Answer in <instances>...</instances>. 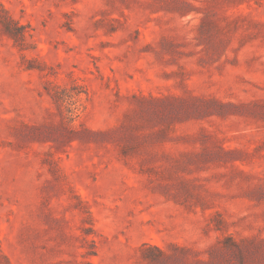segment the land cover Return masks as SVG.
<instances>
[{
    "label": "rangeland",
    "instance_id": "rangeland-1",
    "mask_svg": "<svg viewBox=\"0 0 264 264\" xmlns=\"http://www.w3.org/2000/svg\"><path fill=\"white\" fill-rule=\"evenodd\" d=\"M0 264H264V0H0Z\"/></svg>",
    "mask_w": 264,
    "mask_h": 264
}]
</instances>
